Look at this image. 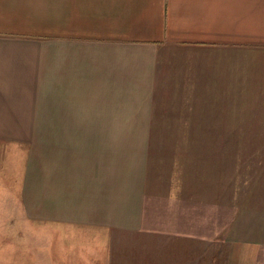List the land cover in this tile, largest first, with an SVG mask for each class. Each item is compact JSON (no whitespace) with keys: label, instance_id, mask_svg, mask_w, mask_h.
Listing matches in <instances>:
<instances>
[{"label":"crops","instance_id":"crops-1","mask_svg":"<svg viewBox=\"0 0 264 264\" xmlns=\"http://www.w3.org/2000/svg\"><path fill=\"white\" fill-rule=\"evenodd\" d=\"M250 96L264 0H0L2 216L264 264V164L224 191L219 162Z\"/></svg>","mask_w":264,"mask_h":264},{"label":"rangeland","instance_id":"rangeland-1","mask_svg":"<svg viewBox=\"0 0 264 264\" xmlns=\"http://www.w3.org/2000/svg\"><path fill=\"white\" fill-rule=\"evenodd\" d=\"M246 88H241L243 91ZM240 127L218 131L237 141L230 155L223 156L221 171L224 188H229L232 173L247 185L246 175L255 163L264 164V97L240 99ZM217 131H192L193 137H213ZM191 131H183L190 135ZM10 149V148H9ZM6 148L1 154H8ZM10 164V163H7ZM0 163V189L7 186L8 175ZM230 176V179H229ZM227 193H224L226 196ZM0 210V264H196L191 251L204 249L192 244L151 235L127 236L117 232L82 230L73 227L45 225L38 221L2 216ZM230 243V241H228ZM193 248H192V247ZM187 251L185 260L177 257Z\"/></svg>","mask_w":264,"mask_h":264}]
</instances>
